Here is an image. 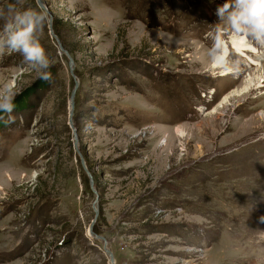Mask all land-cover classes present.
<instances>
[{
    "label": "rangeland",
    "instance_id": "1",
    "mask_svg": "<svg viewBox=\"0 0 264 264\" xmlns=\"http://www.w3.org/2000/svg\"><path fill=\"white\" fill-rule=\"evenodd\" d=\"M42 1L0 0V30L9 6L47 12L52 61L45 80L0 57L19 93L0 119V264H264V46L214 75L224 0Z\"/></svg>",
    "mask_w": 264,
    "mask_h": 264
},
{
    "label": "clouds",
    "instance_id": "2",
    "mask_svg": "<svg viewBox=\"0 0 264 264\" xmlns=\"http://www.w3.org/2000/svg\"><path fill=\"white\" fill-rule=\"evenodd\" d=\"M7 11L9 18L0 30V57L19 54L41 79H49L52 61L38 34L51 23L50 16L37 9L17 11L9 6ZM216 16L218 22L207 33L209 71L219 76L237 74L240 64L233 54L264 46V0H224L217 6ZM18 94L12 84L0 88V119L10 117ZM260 219L264 221V216Z\"/></svg>",
    "mask_w": 264,
    "mask_h": 264
},
{
    "label": "water",
    "instance_id": "3",
    "mask_svg": "<svg viewBox=\"0 0 264 264\" xmlns=\"http://www.w3.org/2000/svg\"><path fill=\"white\" fill-rule=\"evenodd\" d=\"M37 1V4H38V6L40 7V8H42V9H44V10H46V11H48V8H47V6L45 5V3L42 1V0H36ZM52 30V29H51ZM57 41L59 42V44H60V46H61V42H60V40L57 38ZM66 54L68 55V59H69V65L72 67L73 66V64H74V59H73V57L68 53V52H66ZM72 71H73V69H72ZM76 82V84H75V87H74V89H73V91H72V95H75V92H76V88H77V86H78V81L76 80L75 81ZM73 131H74V137H75V145H76V150L80 153V150L78 149V136H77V129L76 128H73ZM82 159V163L84 164V158L82 157L81 158ZM92 175L89 173V180H90V182L91 183H93V180H92ZM92 189L94 190V191H96L95 190V188L92 186ZM95 223V220L93 221V224ZM90 234L94 237V236H96L97 238H99V239H104V252L106 253V255L107 256H109L110 257V260L111 261H114V254H113V252H112V250L107 246V241H106V239L102 236V235H97L95 232H94V229H93V226H91L90 227ZM113 264H114V262H113Z\"/></svg>",
    "mask_w": 264,
    "mask_h": 264
},
{
    "label": "bare ground",
    "instance_id": "4",
    "mask_svg": "<svg viewBox=\"0 0 264 264\" xmlns=\"http://www.w3.org/2000/svg\"><path fill=\"white\" fill-rule=\"evenodd\" d=\"M248 51H251V50H248ZM248 51H243V52H240V54L241 55H243L246 59H249V60H251V61H253V57L251 56V55H249L248 54ZM251 52H258V50H256V51H251ZM256 84V83H255ZM251 83L249 82L244 88H242V89H238V90H234V93H230V96L231 95H240V94H242V93H245L248 89H250L251 87ZM227 98H229V94H228V96H226L225 98H224V101L227 99ZM218 110V109H217ZM215 112V111H214ZM211 113V112H210ZM180 136V135H179ZM0 187H1V185H0Z\"/></svg>",
    "mask_w": 264,
    "mask_h": 264
}]
</instances>
